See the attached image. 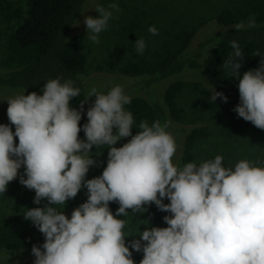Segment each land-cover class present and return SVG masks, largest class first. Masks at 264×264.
<instances>
[{"label": "clouds", "instance_id": "1", "mask_svg": "<svg viewBox=\"0 0 264 264\" xmlns=\"http://www.w3.org/2000/svg\"><path fill=\"white\" fill-rule=\"evenodd\" d=\"M108 9L119 11V6L112 3ZM108 9L97 6L99 18L85 17L87 38L95 44L113 17ZM255 26L254 19L247 22V27ZM244 27L243 22L235 25L237 31ZM148 31L158 34L154 26ZM230 43L235 51L223 68L239 79L240 103L234 111L264 130V63L240 78L242 64L237 61L242 52L237 41ZM134 45L143 54L144 39ZM42 91L43 95L32 92L7 100V117L15 132L0 124V194L24 167L27 178L21 176L20 183L35 191L34 203L47 199L54 205L25 209L24 219L45 237L43 251L32 248L34 264H135L130 248L143 252L140 264H264V167L241 160L233 170L223 166L221 155L175 165L177 144L167 123L141 121L140 131L132 135L133 115L125 110L131 98L120 85L106 94L90 88L88 97L96 99L83 126L86 141L81 140L82 110L70 106L81 89L56 78ZM217 97L227 103V97L214 89L211 99L215 102ZM128 137L122 147H115ZM105 146L106 168L101 176L86 180L95 166L91 150ZM82 188L87 189V201L72 211L71 218L57 210ZM165 198L170 203H163ZM110 202L119 204L115 215ZM151 204L171 214L163 218L168 226L128 235V221L117 217H133L129 209L143 214ZM128 237L139 239L126 246Z\"/></svg>", "mask_w": 264, "mask_h": 264}, {"label": "trees", "instance_id": "2", "mask_svg": "<svg viewBox=\"0 0 264 264\" xmlns=\"http://www.w3.org/2000/svg\"><path fill=\"white\" fill-rule=\"evenodd\" d=\"M86 2L26 0L25 7L21 8L10 0H0V21L6 25L12 23L13 26L6 37V56L2 61L6 70L0 71V93L2 88L24 92L42 91L47 81L56 78H60L61 82L72 81L75 87L81 89L79 97L70 101V106L82 110L79 124L81 131L78 135L84 141L83 126L88 123L87 111L92 107L87 93L92 86L85 77V44L81 36L73 33V29ZM253 19L256 26L247 27V22ZM213 22L210 35L194 47L191 45L197 27L188 26L168 33L161 45L147 50L138 61L130 60L119 66L117 55H109L104 67L118 71L125 78L140 79L136 89L150 98L129 96L131 103L125 106V110L133 115V136L140 131L139 123L145 120L149 125L155 121L162 125L167 123L170 133L171 123H178L182 119L176 99L183 89H188L198 97L199 102L195 104L198 112L215 113L219 120L225 121L222 128L225 135L248 129V121L227 109L219 97L215 102L211 97L214 89L223 93L227 102L239 96V79L232 78L231 73L223 68V63L232 58L235 51L230 41H237L242 52L237 61L242 64L240 78L245 72L257 70L264 63V0H229L216 13ZM241 22L245 27L237 31L235 25ZM198 71L205 83L170 80L177 74ZM166 81L169 82L159 102L153 97L152 89ZM82 102L87 103L82 105ZM179 131L184 133L180 148L181 162H192L197 141L207 136L208 131L204 127ZM130 139L124 138L120 142L125 144ZM15 143L18 144V138ZM145 207L148 209L145 213L151 217L154 226H168L163 218L171 216L170 213L158 210L155 204ZM109 208L115 215L119 204L110 202ZM44 243L45 237L31 221L21 217L5 218L0 223V264H3V260L8 264H32L27 260L28 254L32 252L33 246L41 248Z\"/></svg>", "mask_w": 264, "mask_h": 264}, {"label": "rangeland", "instance_id": "3", "mask_svg": "<svg viewBox=\"0 0 264 264\" xmlns=\"http://www.w3.org/2000/svg\"><path fill=\"white\" fill-rule=\"evenodd\" d=\"M15 6L24 8L26 0H10ZM229 0H87L83 11L75 24L73 33L81 36L85 44V55L87 62L85 77L92 87L97 88L101 93L115 86L120 85L124 94L127 96H140L150 99L147 94L137 90L136 84L140 79H131L123 77L118 71H111L104 67L107 58L111 53L117 55V65L126 62L138 61L141 56L149 49L161 45L166 35L171 32L180 31L188 26H196L197 33L192 41V47L199 41L205 39L213 30L214 16L219 9ZM116 3L119 11L108 9V5ZM97 6H103L113 12V17L109 20L108 28L99 34V44L93 43L87 38V29L84 23L85 17L91 16L99 18V13L95 11ZM0 21V71L6 70L2 66V61L6 54V37L9 29L13 26ZM154 26L158 34L149 33V27ZM144 39L146 47L143 54H138L135 50L137 39ZM170 80H182L185 82L201 81L205 83L200 72H186L177 74ZM169 81L162 82L152 89L153 97L161 102L162 94L166 84ZM139 89V88H138ZM32 92H24L17 89L2 88L0 93V124L11 125L7 117V100L20 94L28 95ZM37 95H43V91H36ZM96 97H91V106L94 105ZM199 102L198 97L189 91L183 89L177 96L176 106L182 111V119L178 123H171L170 134L174 137L177 144V152L173 157V163L182 167L181 142L184 133L179 130H188L192 127H204L208 134L200 138L194 148L193 163H199L208 159H214L216 155L224 157L223 166L231 167L234 170L235 165L241 160H248L258 167H264V130L258 129L251 122L247 130L233 135H225L222 131L224 120H219L215 113L198 112L195 104ZM240 97L225 103L227 109L233 110L239 105ZM226 113V111H225ZM123 144L118 141L115 147H122ZM92 158L95 160V166L91 167L86 175V180L93 179L102 175L107 166L108 151L107 147L101 149H92ZM258 162V163H257ZM24 167L18 172V177L9 182L5 193L0 194V223L3 219L9 217H21L25 209L44 208L48 205L47 199H42L40 204L34 203L35 191L29 190L20 183V177L25 175ZM88 198L87 189L82 188L74 199H69L63 209V206H57L58 211H63L68 218L74 209L86 202ZM163 203L170 201L165 198ZM131 216L119 217L128 221V227L125 232L130 236H138L139 231L143 232L146 227H156L151 223V217L146 213H132L127 210ZM140 221H147L148 224H141ZM141 224V225H140ZM139 237L126 238V246ZM144 243V242H142ZM41 251L43 248L41 247ZM132 251V259L135 264H140L143 259V252ZM35 256L28 254L27 260L34 264ZM3 260V259H2ZM1 260V261H2ZM3 264H8L3 260Z\"/></svg>", "mask_w": 264, "mask_h": 264}]
</instances>
